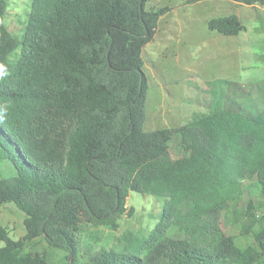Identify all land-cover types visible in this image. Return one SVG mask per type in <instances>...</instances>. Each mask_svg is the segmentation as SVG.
<instances>
[{
    "label": "trees",
    "instance_id": "1",
    "mask_svg": "<svg viewBox=\"0 0 264 264\" xmlns=\"http://www.w3.org/2000/svg\"><path fill=\"white\" fill-rule=\"evenodd\" d=\"M148 1L33 0L19 39L0 0V160L16 172L0 177V206L22 211L26 230L14 240L0 225V264H49L23 253L39 238L75 264L81 225L118 228L133 212L131 192L164 200L159 223L127 253L103 250L88 264H264V108L252 116L221 105L145 131L143 51L168 11H147ZM208 26L225 36L245 29L237 15ZM253 177L263 202L244 208ZM231 220L252 245L237 244Z\"/></svg>",
    "mask_w": 264,
    "mask_h": 264
},
{
    "label": "rangeland",
    "instance_id": "2",
    "mask_svg": "<svg viewBox=\"0 0 264 264\" xmlns=\"http://www.w3.org/2000/svg\"><path fill=\"white\" fill-rule=\"evenodd\" d=\"M5 24L19 39L31 13L33 0H7ZM168 11L160 18L152 42L143 51L148 79L144 129L152 132L193 122L196 117L222 107L256 115L264 108V8L230 0H149L147 11ZM237 15L245 27L237 36L209 29V22ZM19 51L10 59L17 61ZM16 174L10 161L0 160V177ZM246 208L250 198L263 202L256 193V178L245 181ZM132 214L118 220V228L83 223L79 230V254L75 264H88L103 250L126 252L131 241L150 236L160 221L164 200L131 192L126 204ZM260 213L264 212L261 208ZM25 214L14 204L0 206V225L14 240L26 235ZM242 222L230 221L229 231L246 248L253 234L241 236ZM258 230V228H257ZM178 232H175L176 235ZM0 241V247L3 246ZM39 252L49 264H67L68 254L39 238L29 242L23 253Z\"/></svg>",
    "mask_w": 264,
    "mask_h": 264
},
{
    "label": "crops",
    "instance_id": "3",
    "mask_svg": "<svg viewBox=\"0 0 264 264\" xmlns=\"http://www.w3.org/2000/svg\"><path fill=\"white\" fill-rule=\"evenodd\" d=\"M2 247V246H1Z\"/></svg>",
    "mask_w": 264,
    "mask_h": 264
}]
</instances>
